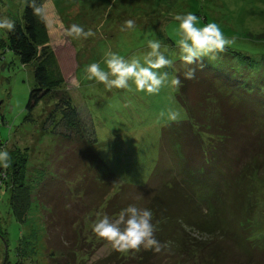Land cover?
I'll return each mask as SVG.
<instances>
[{"label":"trees","instance_id":"1","mask_svg":"<svg viewBox=\"0 0 264 264\" xmlns=\"http://www.w3.org/2000/svg\"><path fill=\"white\" fill-rule=\"evenodd\" d=\"M42 1L37 3L42 5ZM3 12L15 21L16 27L14 32L0 38V46L12 50L21 64L32 66L34 86L28 91L25 108L31 110L42 99L51 102L43 119V130L51 125L48 130L62 141L75 143L79 150L76 161L79 159L83 170L89 167L93 173L92 178L86 176L83 191L74 200L73 194L60 192L56 182L47 181L43 190L39 188L43 194L37 193V196L43 195L46 220L41 238L43 264H82L86 253L82 248L90 247L91 240L85 242L87 239L81 230L82 216L87 209L83 211L80 205L88 201L90 205L102 207L113 219L133 204L153 213L155 236L164 245L162 250L159 253L141 250L135 256L127 255L129 258L113 250L103 260L109 258L114 264H124L128 259L136 264H166L170 260L172 264H189V260L190 264H225L231 238L246 257L239 259V264H264L263 249L255 246L253 252L237 231H225L230 224L229 213L237 214L238 210L243 213L248 209L244 201L247 172L264 167L262 53L254 56L258 52L247 54L243 49L227 48L217 56V61L208 62L204 57L188 66L195 68L193 79L184 78L187 69L183 63L177 68L175 77L181 79L182 85L175 94L185 109L186 118L164 124L160 129V148L168 144L174 161L167 166L159 164L158 158L148 183L128 191L137 198L123 200L124 186L132 185L120 181L90 149L96 140L92 123L79 114L66 88L57 54L47 41L44 19L34 16L23 0L17 17ZM167 39H170L168 35ZM55 125L60 126V131ZM24 155H16L6 172L9 179H5V185L10 187L9 208L19 223H23L32 201L30 186L23 181ZM34 239L33 231L27 238L21 233L12 264L32 260L26 250L35 247ZM102 261L97 260L96 264Z\"/></svg>","mask_w":264,"mask_h":264},{"label":"rangeland","instance_id":"2","mask_svg":"<svg viewBox=\"0 0 264 264\" xmlns=\"http://www.w3.org/2000/svg\"><path fill=\"white\" fill-rule=\"evenodd\" d=\"M46 1L43 22L47 41L55 52L61 47L60 62H63L66 87L69 88L79 114L92 123L96 140L90 144V149L100 156L106 168L117 175L120 181L132 185L124 186L126 192L121 193L123 200L137 198L135 195L130 196L128 191L135 189L134 186H145L148 183L158 158L159 164L167 166L174 161L172 149L168 144L164 143L160 148V129L164 124L185 119V109L178 102L176 91L170 83L157 95L136 92L134 85L131 86V91H107L103 84L86 80L83 67L73 74V58L79 64L81 60L82 64L86 65L88 60L95 58V55L89 54L88 51L96 50L105 54L111 50L126 59L136 57L143 62L144 55L149 51L147 41L158 40L162 45L161 51H164L166 46L165 56L174 61V68L162 70L169 73L170 82L175 77L177 68L182 65L177 46L180 39L179 22L173 17L190 12L200 17L198 27L210 22L217 23L225 37L233 40L228 48L243 49L247 54L258 52L254 56L262 53L264 59V0ZM48 1L61 10H54ZM21 8L22 0H0L2 14L7 11L8 15L17 17ZM129 19L135 21V28L121 31L124 22ZM72 23L82 25L86 31L91 29L96 35L87 39L68 40L66 36L63 37V30ZM157 25L160 26L159 33L155 30ZM4 35L5 32L0 31V38H4ZM67 53L71 54L70 59L67 58ZM104 58L96 63L107 70ZM205 59L208 62L217 61L208 57ZM74 76L78 83L73 80ZM33 86L31 64H21L12 50L0 46V150H8L11 157L10 166L16 155L25 154L26 169L23 181L30 186L32 196L24 221L19 223L10 211V187L5 185V179H9L6 172L10 167L0 168V264H12L15 261V250L21 233H25L27 238L32 231L36 238L35 247H28L26 250L32 260H25L24 264H43L44 243L42 245L41 238L46 220L42 207L44 203L41 201L43 195L37 196V193L43 194L38 191L39 188L43 190L47 181L56 182L57 189L63 194H73L71 199L74 200L83 191L88 180L86 176L93 175L89 167L83 170L84 165L79 159L76 161L79 150L75 143L67 139L62 141L57 134L48 130L52 128L51 125L43 130V119L52 105L51 102L42 99L31 110L25 108L28 91ZM169 111L178 113L175 121L168 119ZM55 128L57 131L61 129L59 125H55ZM247 174L248 182L244 187L247 199L244 201L245 208L248 209H244L243 213L239 210L237 214L229 213L227 217L230 224L225 231H237L244 238L246 246L254 252L255 246L264 250V167ZM252 205L254 210L250 209ZM80 208L83 211L87 209L83 213L81 227L87 239L85 242L91 240L90 247L87 245L88 247L82 248L86 249V253L80 263L96 264L97 260L102 261L114 250L109 243L98 239L92 231V225L98 219L96 213L104 212L102 207L90 205V201L80 205ZM201 210L203 211L204 207ZM230 240L231 246L226 253L225 264H239V259L246 257L237 249V242L233 238ZM24 245L23 248H27ZM262 259L264 261V252ZM171 262L166 264H172ZM189 262L191 263V260ZM100 264L114 263L108 258ZM124 264L136 263L128 259Z\"/></svg>","mask_w":264,"mask_h":264},{"label":"clouds","instance_id":"3","mask_svg":"<svg viewBox=\"0 0 264 264\" xmlns=\"http://www.w3.org/2000/svg\"><path fill=\"white\" fill-rule=\"evenodd\" d=\"M25 6L30 7L33 15L43 20L46 9L37 3V0H23ZM174 20L179 22L177 41L179 58L186 67L185 79L195 77V68L188 67L208 57L216 59L224 53L233 43V40L225 37L220 26L215 22L198 27L200 17L193 13L177 14ZM15 21L6 14L0 13V31L11 33L15 31ZM135 28V21L126 20L121 31ZM64 35L71 39L81 40L96 35L91 29L87 31L77 23H72L64 29ZM149 51L141 59L125 57L108 50L105 53L104 64L107 70L101 68L99 63H91L84 69V78L103 84L107 91L129 90L134 85L136 92H144L147 95H157L166 84L174 91H178L182 85L181 79L176 76L169 82V73L163 69L174 68L173 59L165 56L167 47L161 51L162 45L158 40H148ZM164 115V113H161ZM178 113L169 111L168 119L175 121ZM11 157L7 149L0 150V168L10 167ZM98 219L92 225L95 236L109 243L112 248L122 255L135 256L141 250H152L159 253L164 245L156 239V225L153 224V213L150 209L129 205L122 209L116 218H110L106 213L97 212Z\"/></svg>","mask_w":264,"mask_h":264},{"label":"crops","instance_id":"4","mask_svg":"<svg viewBox=\"0 0 264 264\" xmlns=\"http://www.w3.org/2000/svg\"><path fill=\"white\" fill-rule=\"evenodd\" d=\"M49 2V1H48ZM47 1L46 0H43L42 1V5L44 6H47ZM50 4H51V6L54 8V10H57L58 11V9H60V8H58V6H56L55 4H52L51 2H49ZM46 9V8H45ZM61 10V9H60ZM62 22V21H61ZM64 26V25H63ZM159 28H160V26L159 25H157L156 27H155V30H156V32L157 33H159ZM64 31V30H63ZM63 37H65V35H63ZM68 38V37H67ZM158 38V37H157ZM68 40H70L69 38H68ZM51 45V44H50ZM52 46V45H51ZM73 47V46H72ZM89 52V54H93V55H95V58H93V59H90L87 63H86V65H83L82 64V62H81V60H79L80 61V64H79V62L75 59V58H73L74 59V61H72V64H73V74H75L78 70H79V68L80 67H83V72H84V69H85V67L87 66V65H89V64H91V63H96L99 59H103L104 57H105V54H104V52L103 53H99V52H97L96 50H94V51H88ZM96 53V54H95ZM98 53V54H97ZM56 54H57V57H58V61H59V64H60V67H61V70H62V72L64 73V71H63V67H62V65H63V62H60V57L62 56V51H61V47H60V49H59V51H57L56 52ZM70 53H67L66 54V56H67V58L68 59H70ZM67 63H68V61H67ZM85 73V72H84ZM73 80H75V82H77V78L74 76V79ZM78 83V82H77ZM76 83V84H77ZM67 88V87H66ZM68 90H69V88H68Z\"/></svg>","mask_w":264,"mask_h":264}]
</instances>
